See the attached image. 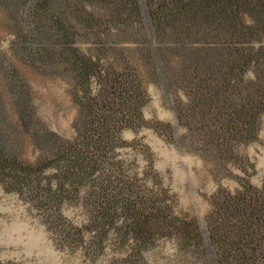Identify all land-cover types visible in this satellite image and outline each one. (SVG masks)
Listing matches in <instances>:
<instances>
[{"label":"rangeland","instance_id":"1","mask_svg":"<svg viewBox=\"0 0 264 264\" xmlns=\"http://www.w3.org/2000/svg\"><path fill=\"white\" fill-rule=\"evenodd\" d=\"M140 2V23L130 27L110 25L103 27L105 31L96 26L90 33L80 23L81 12L99 17L104 14L106 4L77 0L76 5L63 9L64 18L76 30L72 46L97 61L103 80L92 77L78 87L63 65L50 68L38 65V70L37 65L30 64L27 53L18 50L17 44L23 34L36 37L34 23L28 20L31 5L0 0V105L5 144L26 164L46 156L45 149L35 145L22 110L32 115V124L40 123L41 129L63 141H75L83 125L81 103L90 99L107 108L113 105L117 94L111 85V72L121 75L123 80L131 71L141 96L140 118H126L122 122L113 153L128 173L135 175L148 192L156 194L161 206L177 223L193 222L197 226L202 245H184L178 235L165 233L155 235L145 246L134 250L133 238L121 241L111 230L99 246L86 250L92 232L82 230L83 244L68 240L65 234L54 231L42 208L0 183V264H219L211 240V222L219 197L245 194L249 187L264 203V114L259 116L252 132L239 133L230 141L229 151L221 150L217 144L231 135L225 131L223 118L219 119L215 112L192 116L193 93L178 78L175 69L179 57L170 51L178 42L173 38L162 40L171 31L162 24L169 21L171 12L159 8L163 0H155L153 5L147 0ZM242 22L249 24L250 19L242 16ZM97 40L105 45L103 54L98 51ZM144 40L145 44L141 42ZM216 44L192 42L190 46ZM251 44L254 48L262 45L260 40ZM147 50H157L168 67L159 66L162 59ZM154 59L158 69L154 67ZM252 75L248 69L243 76L246 79ZM9 82L14 89L23 85L22 89L26 90L22 107L16 106L6 90L4 84ZM128 86L131 85L127 81L120 88ZM60 209L64 221L76 227L86 225V214L77 202H66ZM258 218L248 220L243 214L230 222L229 240L233 241L243 237L249 222L261 226L257 229L258 239L245 244L254 257L247 264H264V214Z\"/></svg>","mask_w":264,"mask_h":264},{"label":"trees","instance_id":"2","mask_svg":"<svg viewBox=\"0 0 264 264\" xmlns=\"http://www.w3.org/2000/svg\"><path fill=\"white\" fill-rule=\"evenodd\" d=\"M72 1L18 0L19 5H31L28 20L32 19L34 23L36 37L23 34L17 49L27 53L30 64L37 65L38 70L39 67L63 65L78 87L92 77L103 82L97 61L72 46L76 30L64 18V10L77 3V0ZM82 1L107 5H103L104 14L99 17L81 12L80 23L84 29L89 28V33L96 26L105 31L103 27L120 24L130 27L142 20L140 0H80V3ZM182 1L163 0L160 5V9L164 7L171 12L167 15L168 22H159L171 30L167 36L162 34L165 36L162 40L173 38L178 42L170 51L179 57L175 69L178 78L193 93L192 116L197 118L215 112L219 119L223 118L225 131L231 135L223 137L217 146L229 151L232 138L239 133L252 132L259 116L264 114V0ZM154 2L147 0L149 5ZM242 16L248 17L250 23L242 22ZM257 40L262 45L254 48L251 43ZM97 41L98 51L103 54L105 45L102 40ZM207 41L217 44L214 47L190 46L192 42ZM141 42L145 44V40ZM147 52L162 59L157 50ZM155 60L154 67L158 69ZM167 64L162 59L159 66L166 68ZM248 69L253 75L245 79L243 75ZM120 77L116 73L110 74L111 85L117 94L113 105L107 108L90 99L81 103L79 113L83 125L73 142L63 141L41 129L38 122L32 124V115L22 110L35 145L45 149L46 156L33 164L22 162L7 149L0 105V183L42 208L54 231L65 234L68 240L83 244L82 230L92 232L86 250L99 246L111 230L121 241L133 238L134 250L145 246L155 235L165 233L178 235L184 245L200 246L202 235L197 226L193 222L177 223L161 206L156 194L148 192L135 175L128 173L113 153L122 122L126 118H140L141 96L133 74L130 71L126 79L120 80ZM127 81L131 86L120 88ZM11 83L4 86L16 106L22 107L27 92L22 89L23 85L14 89ZM245 191V194L218 199L211 222V240L219 264L233 261L247 264L254 259L245 244L258 239L260 225L255 227L249 222L243 237L229 240L231 219L245 214L248 220L257 221L264 214V203L259 195L251 192L249 187ZM66 202H77L81 206L87 217L85 226L76 227L61 219L60 207ZM203 252L205 254V250Z\"/></svg>","mask_w":264,"mask_h":264}]
</instances>
